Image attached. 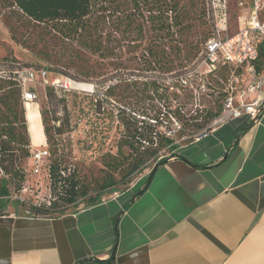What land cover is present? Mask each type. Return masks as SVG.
I'll list each match as a JSON object with an SVG mask.
<instances>
[{
	"label": "rangeland",
	"instance_id": "obj_1",
	"mask_svg": "<svg viewBox=\"0 0 264 264\" xmlns=\"http://www.w3.org/2000/svg\"><path fill=\"white\" fill-rule=\"evenodd\" d=\"M175 1L179 3L177 16L167 10V3L173 0L107 1L103 7L110 10L105 12L107 21L101 39L104 52L100 56L79 51L76 43L64 40L59 34L42 35L40 29L33 26L34 22L3 7L0 77H8L16 70L17 63H30L82 81L76 86L78 90H72L73 93L81 90L78 92L81 94L75 93L67 101L63 100L61 91L55 94L40 89L38 101L26 108L29 139L32 138L37 148L43 144V119L48 126L54 121L67 125L66 160L70 167H76L79 180L89 191L87 197L71 206L68 212L92 204L93 200L88 198L94 197L109 177L116 181L117 192L113 196L122 194L147 177L162 158L174 155L169 147L161 146L153 151L155 156L147 152L140 159L136 157L132 145L136 147L137 142L132 131L139 121L146 119L155 123L152 119L158 117L159 130L182 146L212 129L221 114L211 119V113L220 108L223 112L224 91L230 86L227 80L230 74L226 73L223 84L218 83L222 77L201 79V69L195 59L210 36L209 28L200 18L201 3L199 0ZM130 14L135 24L125 32L126 18ZM236 31L233 20L231 33ZM148 50L154 56L150 57ZM156 58L167 63L166 71H161ZM93 69L97 74L88 73ZM111 74L119 76L109 79L114 77H108ZM121 79L126 81L119 84L113 96H108L105 87L116 85ZM15 153L18 166L29 169L26 158L20 152ZM137 158L143 161V166L126 179L133 163L139 161ZM47 187V182L41 178L28 176L29 198L47 201ZM14 188L12 185L11 189ZM111 195L102 192L99 199L106 200Z\"/></svg>",
	"mask_w": 264,
	"mask_h": 264
},
{
	"label": "crops",
	"instance_id": "obj_2",
	"mask_svg": "<svg viewBox=\"0 0 264 264\" xmlns=\"http://www.w3.org/2000/svg\"><path fill=\"white\" fill-rule=\"evenodd\" d=\"M251 122L179 146L134 201L149 175L56 218L7 207L0 264H264V113Z\"/></svg>",
	"mask_w": 264,
	"mask_h": 264
},
{
	"label": "trees",
	"instance_id": "obj_3",
	"mask_svg": "<svg viewBox=\"0 0 264 264\" xmlns=\"http://www.w3.org/2000/svg\"><path fill=\"white\" fill-rule=\"evenodd\" d=\"M107 1L109 3L117 2V0H0V15L1 11H3V7H8L15 10L14 13L17 12V14L25 16L31 21V23L34 22L33 26L39 28L42 35L48 33L59 34L64 40H70L76 43V47L79 51H85L91 55L100 56L102 52H104L101 39L103 36L104 23L107 21L105 12L106 10H110L103 7ZM130 1L132 2L134 0ZM199 1L201 3V0ZM178 7L179 3L175 0H173V3H167V10L176 13V16L178 15V12L176 11ZM200 7V18L209 28L211 36L212 24L206 19L202 3L200 4ZM118 10L119 8L116 9V11ZM126 20L127 25L125 27V32H128V28L131 29V26H134L135 21H133L131 14ZM177 22L178 20L176 19V23ZM114 31H117V29L114 28ZM139 33L142 34L143 29L140 28ZM170 35L173 36L172 31H170ZM209 37H207V39ZM200 52L201 51H199L195 58L196 60L199 58ZM147 54L150 57L153 55L150 53V50L147 51ZM155 56L159 57V55ZM156 64L160 65L162 72L166 71L165 66L167 63L165 61L161 62V60H157L156 58ZM33 65L34 64L30 63H17L16 69ZM263 67L264 53L262 51L260 60L256 64L257 71H260ZM49 70L51 75L67 76L76 82H82L73 75L58 73L55 69ZM230 70H232L231 75L234 76H241L243 73H246L245 69L241 67H225L218 72V77H222L218 83L223 84V80L226 79V73L230 74ZM94 71L95 69L88 73L97 74V72ZM99 74L101 73L99 72ZM109 76H114L109 78L113 79L119 75L111 74L108 75V77ZM124 81L126 80L121 79L120 83L105 87V93L108 96H113V93L119 87V84H122ZM44 90L48 91V93L56 94V92H58L53 88H46ZM61 92L64 95V101H67L70 96L74 97L75 93L81 94L78 92L73 93V91ZM224 95L226 96L227 93ZM45 97L47 98V94ZM221 110L222 108L216 113H211L209 117L213 119L219 116ZM43 114L44 113H42V115ZM25 118L26 109L22 102L21 88L12 79H9L8 77H0V139H2V143L0 144V212L9 207L8 205L11 207L13 205V207H16L17 209L19 208L22 214L25 213V207L23 205L10 203L8 200L14 191L23 188L30 175V172H25V169H27L26 167L18 166V158L13 155L16 154L15 152H20L27 161L30 157L31 139H29L28 123ZM154 118L155 119L152 120H154L155 123L147 122L146 119H143L144 121H139L136 128L132 131L133 139L137 142L136 147L132 145V150L139 159L147 152L152 156H155L156 153L153 151H156L161 146L169 147L174 154L175 150L179 148L175 143V139L165 136L159 130V118ZM45 121L46 120L43 119L42 123L50 150V157L48 159L51 176L50 187L52 196L53 198H56V200L49 208L31 207V210L33 214L32 216L35 218H56L65 215L71 206L76 205L80 199L87 197L89 191L87 186L82 184L79 180L76 167H70L67 163V154L64 149V136L66 135L67 125H62L61 123L57 124L58 122L54 121L52 125L48 126L45 124ZM69 130L70 127L67 131ZM138 158L137 160H139ZM169 158L171 157L162 158L154 169L164 165ZM133 164V167L126 175V179H129L130 176L141 169L143 161L139 160ZM148 179L149 176L144 187L140 190L142 193L149 185ZM12 185L15 187L13 190L11 189ZM100 189L101 190H99L94 197L88 198V200L92 199L93 202L86 207L94 206L102 202L103 200L99 199L102 192L112 193L108 199L113 198V194L117 192L115 179L109 177L107 181L105 180Z\"/></svg>",
	"mask_w": 264,
	"mask_h": 264
},
{
	"label": "built area",
	"instance_id": "obj_4",
	"mask_svg": "<svg viewBox=\"0 0 264 264\" xmlns=\"http://www.w3.org/2000/svg\"><path fill=\"white\" fill-rule=\"evenodd\" d=\"M201 3L206 19L212 24V35L203 44L197 61L201 79L218 77L219 70L228 66L241 67L246 72L241 76H234L230 70V77L227 79L230 86L224 91L227 95L223 112L213 122L212 129L244 116L253 121L264 109V67L260 71L256 68L261 52L264 53V0H236L233 4L231 0H201ZM233 20L237 28L235 33H231ZM8 78L21 88L25 109L29 103L38 101L40 89L53 88L56 91L71 92L78 90L76 86L79 84L67 76L51 75L49 68L38 65L18 68ZM49 157L50 150L45 136L41 148L33 144L30 146V168L25 169V172L47 182V201L28 197V181L21 190L14 191L8 198L10 203L25 207V217L35 218L31 207L49 208L56 200L50 187Z\"/></svg>",
	"mask_w": 264,
	"mask_h": 264
},
{
	"label": "water",
	"instance_id": "obj_5",
	"mask_svg": "<svg viewBox=\"0 0 264 264\" xmlns=\"http://www.w3.org/2000/svg\"><path fill=\"white\" fill-rule=\"evenodd\" d=\"M263 113H264V109L260 112V114L257 116V118H256L255 120H253V121L250 123V126H251V127H252L253 125H255V124L259 121V119H260V117L262 116ZM156 169H157V168H156ZM156 169H154V170L149 174L148 184L151 182L152 177H153V175H154ZM141 194H142V191L138 192V193L135 195V197L133 198L132 201L136 200V198H138Z\"/></svg>",
	"mask_w": 264,
	"mask_h": 264
},
{
	"label": "bare ground",
	"instance_id": "obj_6",
	"mask_svg": "<svg viewBox=\"0 0 264 264\" xmlns=\"http://www.w3.org/2000/svg\"><path fill=\"white\" fill-rule=\"evenodd\" d=\"M30 104V103H29Z\"/></svg>",
	"mask_w": 264,
	"mask_h": 264
}]
</instances>
